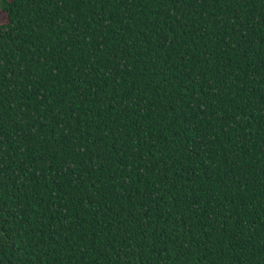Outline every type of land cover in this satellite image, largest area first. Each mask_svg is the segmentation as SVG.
<instances>
[{"label": "trees", "instance_id": "1", "mask_svg": "<svg viewBox=\"0 0 264 264\" xmlns=\"http://www.w3.org/2000/svg\"><path fill=\"white\" fill-rule=\"evenodd\" d=\"M0 12V264H264V0Z\"/></svg>", "mask_w": 264, "mask_h": 264}, {"label": "snow or ice", "instance_id": "2", "mask_svg": "<svg viewBox=\"0 0 264 264\" xmlns=\"http://www.w3.org/2000/svg\"><path fill=\"white\" fill-rule=\"evenodd\" d=\"M6 20V17H4L3 15H0V23H4Z\"/></svg>", "mask_w": 264, "mask_h": 264}, {"label": "rangeland", "instance_id": "3", "mask_svg": "<svg viewBox=\"0 0 264 264\" xmlns=\"http://www.w3.org/2000/svg\"><path fill=\"white\" fill-rule=\"evenodd\" d=\"M0 15H3L4 17H6L2 12H0ZM7 21V18H6V20H5V22ZM4 22V23H5ZM4 23H0V24H4Z\"/></svg>", "mask_w": 264, "mask_h": 264}]
</instances>
